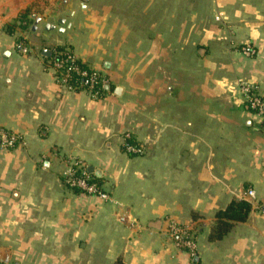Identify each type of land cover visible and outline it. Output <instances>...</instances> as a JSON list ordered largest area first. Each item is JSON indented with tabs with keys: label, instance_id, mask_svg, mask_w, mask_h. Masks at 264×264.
<instances>
[{
	"label": "crops",
	"instance_id": "obj_1",
	"mask_svg": "<svg viewBox=\"0 0 264 264\" xmlns=\"http://www.w3.org/2000/svg\"><path fill=\"white\" fill-rule=\"evenodd\" d=\"M94 1L68 0L55 11L57 25L63 13L72 19L62 25L64 43ZM154 1L147 9L161 31L180 30L184 40L192 32L209 49L192 82L147 100L142 118L112 82L99 101L62 88L43 54L60 44L51 38L59 29L44 44L24 35L34 47L25 55L10 31L38 0H0V53L12 60L0 57V131L21 138L13 149L0 145V264H264L257 209L223 240H209L216 213L246 200V189L264 202V117L234 87L245 80L264 94V0ZM34 14L46 31L53 25ZM128 135L143 155L125 151ZM74 160L96 170L110 201L65 188ZM171 223L191 229L196 257Z\"/></svg>",
	"mask_w": 264,
	"mask_h": 264
},
{
	"label": "rangeland",
	"instance_id": "obj_2",
	"mask_svg": "<svg viewBox=\"0 0 264 264\" xmlns=\"http://www.w3.org/2000/svg\"><path fill=\"white\" fill-rule=\"evenodd\" d=\"M60 1L62 0H38L36 5L32 6L31 14L38 13L47 19V22L57 25L54 13ZM154 2L95 0L91 13L80 16L81 20H73V32L66 40L70 43L61 40L59 35L65 33L61 30L51 36L54 44L61 40L60 44L51 49L53 52H72L79 59L89 60L90 65L102 69L114 86L124 88L129 106L142 118L147 100L152 99L153 103H157L163 92H168V97L170 96L171 90L167 91L168 88H173V92H176L179 83L187 86L192 82L188 78L193 76L195 61L200 60V55L205 51L207 53L209 49L206 45L198 46L193 40L192 32H186L184 40L180 30L161 31L160 16L149 14L150 9H147ZM50 13L53 16H50ZM30 15L26 23L18 19L14 26L17 39H20L17 42L19 49L25 55L33 53L34 47L30 45L29 40L24 39V35L35 40V43L44 44V37L47 33L50 36L51 32H47L44 25H38L36 30L31 31L35 21ZM58 18H65L67 23L72 20L69 14L64 13ZM151 20L153 25L150 24ZM25 49L27 53L24 52ZM9 53H0L3 61H12ZM49 64L50 61L48 69ZM61 178L64 181V175ZM63 185L73 193L84 195L69 188L65 182ZM246 191L247 196L250 190ZM253 202L263 204L257 199ZM260 210L257 211L264 215Z\"/></svg>",
	"mask_w": 264,
	"mask_h": 264
},
{
	"label": "built area",
	"instance_id": "obj_3",
	"mask_svg": "<svg viewBox=\"0 0 264 264\" xmlns=\"http://www.w3.org/2000/svg\"><path fill=\"white\" fill-rule=\"evenodd\" d=\"M24 52L27 53V49ZM244 53L247 56L255 55L254 50L249 48H245ZM79 60L72 52H52L49 70L53 74L55 81L62 88L73 92L84 91L93 100H101V90L106 89L111 84L109 77L97 69L82 67ZM234 87L239 90L247 107L256 115L264 117V94L256 86L245 80L236 81ZM20 143V137L6 131H0L1 146L6 149H13ZM127 150L137 155H143L144 153L142 147L129 146ZM91 174L87 166H84L78 160H74L70 162V166L63 174L64 182L69 188L79 190L84 195L95 197L106 202L110 201L111 196L104 190V187H100L97 183L92 182ZM247 199L255 201L256 193L250 190L247 194ZM254 206L255 209L260 210L261 206L258 203H254ZM261 210L264 213L263 207H261ZM169 229L174 238H176L178 245L187 249L192 257H196L197 244L192 237L191 229L176 223H171Z\"/></svg>",
	"mask_w": 264,
	"mask_h": 264
},
{
	"label": "trees",
	"instance_id": "obj_4",
	"mask_svg": "<svg viewBox=\"0 0 264 264\" xmlns=\"http://www.w3.org/2000/svg\"><path fill=\"white\" fill-rule=\"evenodd\" d=\"M31 14V9L27 10V12L19 17V20L22 22H27V18ZM10 33L14 34V28H11ZM80 64L84 68H89L81 59L79 60ZM80 83V82H79ZM111 85V84H110ZM109 92L106 89L101 90L102 98H104ZM129 146L140 147L139 143L131 136L128 135L126 137L125 143V151L132 156H136L137 154L130 153L127 148ZM92 182L98 184V186H103L102 178L98 177L97 175L91 174ZM81 193L79 190H76ZM261 207L264 208L263 204H259ZM255 209L254 203L250 199L241 200V201H232L225 209L219 210L216 213V221L211 228L209 234V240L211 242L221 241L223 240L234 228L236 223H243L246 222L251 214V212ZM116 264H124L122 260H118Z\"/></svg>",
	"mask_w": 264,
	"mask_h": 264
},
{
	"label": "water",
	"instance_id": "obj_5",
	"mask_svg": "<svg viewBox=\"0 0 264 264\" xmlns=\"http://www.w3.org/2000/svg\"><path fill=\"white\" fill-rule=\"evenodd\" d=\"M67 1H68V0H62L61 5H60L59 8L56 10L57 13H58L60 10H62V6H63L64 4H66ZM87 1H89V0H84V2H87ZM83 7H84L85 9L88 8L86 5H83ZM32 18L35 19V26H34L33 30H36L38 24L42 21V19H41L40 17H38L37 15H35V14L32 16ZM65 22H66L65 19H61V20L58 21V25L47 24V30H55V29H59V30H61V31H64V28H62V25H64ZM43 54H44L45 56L51 57V55H52V51L46 49V50H44V53H43ZM106 90H107V91H111V90H112V86H111V85H108V86L106 87ZM122 91H123V88H122V87H116V88H115V94H116L117 96H121ZM88 170H89L90 173H92V174H94V175H96V173H97L96 170H95L94 168H92V167L88 168Z\"/></svg>",
	"mask_w": 264,
	"mask_h": 264
}]
</instances>
